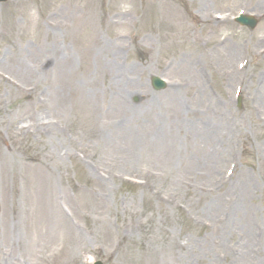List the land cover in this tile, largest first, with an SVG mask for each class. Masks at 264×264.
Wrapping results in <instances>:
<instances>
[{
	"label": "rangeland",
	"instance_id": "1",
	"mask_svg": "<svg viewBox=\"0 0 264 264\" xmlns=\"http://www.w3.org/2000/svg\"><path fill=\"white\" fill-rule=\"evenodd\" d=\"M90 260L264 264V0L0 4V264Z\"/></svg>",
	"mask_w": 264,
	"mask_h": 264
},
{
	"label": "bare ground",
	"instance_id": "2",
	"mask_svg": "<svg viewBox=\"0 0 264 264\" xmlns=\"http://www.w3.org/2000/svg\"><path fill=\"white\" fill-rule=\"evenodd\" d=\"M61 67H63V66H61ZM63 74H64V73H63ZM220 126H221V129H222L223 132H224V131H225V132L228 131L227 129H225V127H224L222 121H220ZM1 157L6 159V156H5V155H2ZM214 157H215V156H214ZM215 160H216V158H215ZM216 163H217V162H215V164H216ZM241 185H242V186H241ZM241 185L239 186V193H240V194H241V193L243 192V190L245 189V187H246V182L244 181V183L241 184ZM242 203H243V199L240 197L239 203H238V204L236 203V205H235L237 211L240 210V207H241ZM246 243H247V242H246Z\"/></svg>",
	"mask_w": 264,
	"mask_h": 264
},
{
	"label": "water",
	"instance_id": "3",
	"mask_svg": "<svg viewBox=\"0 0 264 264\" xmlns=\"http://www.w3.org/2000/svg\"><path fill=\"white\" fill-rule=\"evenodd\" d=\"M2 1V0H1ZM251 25H254V23H250ZM157 83L155 82H153V86H154V88H156V89H159V87L156 85Z\"/></svg>",
	"mask_w": 264,
	"mask_h": 264
}]
</instances>
